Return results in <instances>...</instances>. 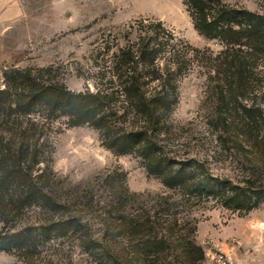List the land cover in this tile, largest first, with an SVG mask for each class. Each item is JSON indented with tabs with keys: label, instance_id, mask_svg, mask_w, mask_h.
Masks as SVG:
<instances>
[{
	"label": "trees",
	"instance_id": "obj_1",
	"mask_svg": "<svg viewBox=\"0 0 264 264\" xmlns=\"http://www.w3.org/2000/svg\"><path fill=\"white\" fill-rule=\"evenodd\" d=\"M183 1L195 28L218 40L221 50L196 47L161 20L141 18L123 33H109L125 43H117L103 63L96 90L75 92L29 69L10 70L0 89V250L25 264H68L63 249L75 238L86 249L105 250L101 264H170L174 249L192 252L197 221L191 211L211 201L239 212L261 203L260 164L235 181L216 174L209 159L182 151L188 141L168 124L179 81L201 67L210 93H218L226 108L237 107L233 114L222 107L217 120L211 118L221 130L222 148L261 161V140L248 132L261 130V108L238 98L254 91L260 97L254 64L264 46L261 14L228 0ZM61 116L65 126L93 125L119 154H138L166 190L97 196L93 184L67 188L48 150ZM232 127L239 132L230 136ZM106 179L117 190L108 184L115 177Z\"/></svg>",
	"mask_w": 264,
	"mask_h": 264
},
{
	"label": "rangeland",
	"instance_id": "obj_2",
	"mask_svg": "<svg viewBox=\"0 0 264 264\" xmlns=\"http://www.w3.org/2000/svg\"><path fill=\"white\" fill-rule=\"evenodd\" d=\"M228 2L259 12L264 37V0ZM141 18L161 20L196 47H211L215 52L222 49L218 40L208 39L195 28L183 0H0V89L5 87L10 70L18 68L29 69L33 76L62 83L75 92L88 87L96 90L103 63L112 58L117 43H125L121 35L116 39L109 33H123L129 23ZM261 48V57L254 64V77L261 84L260 97L256 98L255 91L238 97L248 106L255 103L252 106L261 108V130H248L261 140V161L223 149L221 130L211 118L217 120L222 107L223 112L232 109L228 114L237 107L228 103L226 108L218 93H210L205 69L196 67L179 81V100L168 124L182 135L181 141H188L182 151L209 159L216 174L234 181L260 164L261 203L248 212H239L211 201L191 211L190 216L197 221V231L191 236L192 252L187 255L174 249L167 258L170 264H218L216 255L220 252L234 264H264V46ZM66 119L61 116L55 121L58 131L52 133L48 150L50 165L67 188L93 184L97 196L114 195L120 190L156 195L166 190L160 178L147 171L138 154H119L105 144L93 125L65 126L62 123ZM231 130L230 136L239 132L233 127ZM222 134L226 136L224 131ZM109 174L115 181L108 184L113 183L117 190L105 184ZM73 241L63 249L68 254L63 260L68 264H101L108 258L103 249L89 250L78 245L75 238ZM0 264L25 263L14 253L0 250Z\"/></svg>",
	"mask_w": 264,
	"mask_h": 264
},
{
	"label": "built area",
	"instance_id": "obj_3",
	"mask_svg": "<svg viewBox=\"0 0 264 264\" xmlns=\"http://www.w3.org/2000/svg\"><path fill=\"white\" fill-rule=\"evenodd\" d=\"M216 261L218 264H234L231 258L224 252H220L216 255Z\"/></svg>",
	"mask_w": 264,
	"mask_h": 264
}]
</instances>
